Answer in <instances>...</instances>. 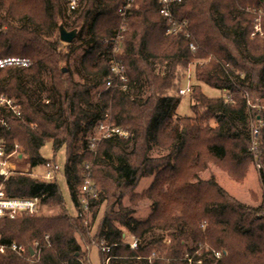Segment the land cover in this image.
I'll return each mask as SVG.
<instances>
[{
	"label": "trees",
	"instance_id": "1",
	"mask_svg": "<svg viewBox=\"0 0 264 264\" xmlns=\"http://www.w3.org/2000/svg\"><path fill=\"white\" fill-rule=\"evenodd\" d=\"M158 1L134 0L131 8L124 11L125 0H83L82 10L73 14L75 19L68 25L67 0H0V58L15 56L32 62L29 68L0 69V96L13 100L21 111V117L17 118L0 104V118L9 123V129H0V137L8 154L14 151L15 142L21 145L29 167L26 174L10 171L4 181L5 192L11 199L36 198L39 208L59 210L50 217L37 213L0 219V246L5 247V252H0V264L89 262L78 241L89 244L91 237L90 228L81 218L83 165L89 157L93 179L102 187L100 193L98 190L86 194L92 220L95 222L104 203L115 200L93 237L110 247L111 264H137L139 256L149 257L152 253L158 258L141 264H169L166 258L176 261L175 247L189 236L183 221L188 228H194V233L213 243L227 236L225 229L264 241V206L247 207L231 198L214 177L203 182L198 176L210 161L231 159L241 166L247 161L245 158L254 155L252 134L243 128L249 118L257 120V124L264 123V111H258L259 101H264V91L260 90L264 87V17L263 36L252 38L249 29L256 14L247 10H264V0H182L175 4L174 16L187 21L191 41L198 44L195 52L183 34L168 33ZM61 27L78 31V40L88 31L86 52L81 58L82 82L74 80L69 67L72 45L67 44L70 51L65 53L61 50L63 42H51L43 36ZM118 37L122 41L116 43ZM105 40L109 43L105 44ZM195 59H210L209 63L195 66L196 82L220 90L223 96L210 98L200 86H193L190 99L194 115L181 117L177 110L182 97L168 93L177 87L176 71L185 69ZM114 60L127 72L126 89L116 80L119 87L102 95V104L97 108L92 90L106 84ZM45 74L51 80L49 89L42 82ZM31 81L46 93V103L34 102L28 88ZM142 84L148 88L145 99L132 93ZM176 90L179 94V88ZM108 113L115 118L116 126L127 128L130 138L102 141L97 156L88 151L85 138ZM258 134L264 189V128ZM81 141L83 151L79 152ZM47 143L52 144L54 155L65 149L64 177L74 215L67 208L56 180L46 181L33 173L46 163L41 150ZM152 144L169 154L161 160H150ZM144 175L156 176L152 191L158 214L165 217L172 213L178 222V231L171 234L170 249L163 239L142 241L152 228L141 231L130 217L131 211L118 203L125 192L138 186ZM116 205L118 212L114 211ZM117 224L137 234L143 242L136 251L124 245V232ZM203 224L205 233L201 230ZM46 236L50 237V244ZM36 241L38 253L32 257L29 248ZM222 243L227 247L222 256L227 259L225 264H264V252L256 245L239 247L228 241ZM13 245L25 247L24 256L12 251ZM186 255L170 264H189ZM190 256L192 264H211L206 254Z\"/></svg>",
	"mask_w": 264,
	"mask_h": 264
},
{
	"label": "rangeland",
	"instance_id": "2",
	"mask_svg": "<svg viewBox=\"0 0 264 264\" xmlns=\"http://www.w3.org/2000/svg\"><path fill=\"white\" fill-rule=\"evenodd\" d=\"M74 19H75V16L67 12L66 23L70 25L72 24ZM66 30L72 31V29H66ZM76 32H77L76 37L74 41L71 43L72 45L71 48L73 49V51L69 57V67L71 71L73 72L74 80L77 82H82L81 77H83L84 71L81 69V58L86 52V48H87L86 41L89 39V36L87 33L88 31H85L81 37V40H78L77 38L78 31ZM43 36L46 39H48V41H51V42L60 40V29L53 31L51 33H43ZM118 38L119 39L116 40V43L119 42L120 40L122 41L121 37H118ZM104 43L108 44L109 41L105 40ZM66 46L67 44L65 43H63V46H61V50L65 53L70 51L66 49L67 48ZM195 46L197 50L198 44ZM195 51H192V52H195ZM192 62L193 63H190L185 69L181 68L178 71H176L177 72L176 73L177 75L176 83H178L176 88L177 89L179 88V94H177L176 88L173 90H170L168 94L171 96H181L180 90L182 88H187L188 84H190L191 91H192L193 86H200L202 88L203 93L207 97L217 98V97L223 96V92H221L220 90L213 89L199 82L197 83L195 80V76H194L195 66L197 64H204L207 62L209 63L210 59H208L207 61L201 60V59H195ZM62 66L65 67V64L63 63ZM42 82H43V85L47 89L50 88L51 80L48 74L44 75ZM28 88H30L34 102H38L41 104L47 102L48 97L46 93L39 90L36 83L31 81L30 83H28ZM260 90L264 91V87L261 86ZM107 91H109V88H107L106 85H100L92 90V93H91L92 100L94 104L97 105V108L100 107L99 104H102L101 103L102 95H104ZM132 93L135 96L137 95V98L139 99H145L148 96V88L145 84H142L140 87L134 89ZM190 94L191 92L188 93L186 96H181L182 100L177 110L178 115L181 117H192L194 115L191 110ZM51 100L55 101V99H50V102ZM259 104L260 105H258V108H259L258 111L260 110L264 111V101L260 100ZM256 121L257 120H255L254 118L253 119L249 118L248 123L246 124V127L243 128L245 132H247V134H250V132L252 134V139L255 143L254 145L255 149L253 148V152H254L253 154L255 156L253 155L252 158H249V157L245 158L247 161L241 166L235 164L234 161L231 159L226 160V162L210 161L207 164V168L198 173L199 179L203 182H207L212 177H214L217 183L219 184V186L231 198L253 209H257L258 207L264 206V189L262 187L261 179H260L261 168H263V159H262L263 157H261L262 156L261 152L257 150L259 148L257 145L259 134L258 135L256 134L258 131H260V129L264 128V123L257 124ZM211 125L215 126L214 121L211 122ZM126 131H128L127 128H126ZM129 138H130V132H129V136L127 139ZM85 139L87 140V137ZM83 143L84 142L81 141L79 144V147H80L79 152L83 151V147H82ZM100 144L101 142L98 144L95 151H91V150H88V151L99 156L98 148ZM127 149L130 150L131 145L128 146ZM15 151L17 152L16 153L17 157L14 159L12 158L11 170L16 173L18 172L24 173V174L28 173L29 167L26 166V163H25V155L23 154V148L18 142H15L14 144L13 152ZM168 154H169V151L164 150L163 148L159 147L156 144H152L150 152L148 153V157L150 160H161L163 157H165ZM41 155L46 161H54L56 164L60 166L61 172L59 175H57L55 180L67 204V208L72 213V215H74L75 211L72 209V202L70 199V195H69L68 188L66 185V180L64 177V167L66 164L65 149H62L60 152L54 155L52 151V144L47 143L42 148ZM90 161H91V157L87 158V160L85 161L83 165L84 172H85L84 174L85 180L83 184L85 183V181L90 179L89 181L93 184L94 190L96 192H98L99 190V193H100V191H102V187L101 185L98 186L96 180L93 179L94 173H92L91 171L92 168L90 165ZM34 170L35 171H33V173H36L38 175H41L42 172H44V170L42 169V166L37 167ZM155 180H156L155 175H144L140 179L138 186L131 191L125 192L118 203H121V205L124 208H127L131 211L130 217L133 218L139 224V228L141 231L145 229L149 230L152 228L147 234L144 235V237L141 239L142 241L163 239L167 246L166 248L170 249L171 248L170 246L173 245L171 234H176V232L178 231L176 227L178 222L176 220V217H173L172 213L165 217H162L158 214L157 206L155 204L156 198L152 191V185H153V182H155ZM82 199L88 202L86 198V194H83ZM113 202H115V200H113L112 202H108V203L106 202L100 207L98 211V216L95 222L92 220V217H93L92 211H90L89 209L88 211L85 210L84 216L81 217L84 220V223L86 224V226H88L91 231L90 232L91 237L89 240V244L88 243L85 244L84 242H81L80 239L78 240L79 244L82 247V250L84 252H87V257H88L89 262H85V264H102V260H104L105 258L104 254L100 250V248L103 245H106L105 242H101L102 240L99 242L97 239H94L93 237L96 235L100 222L105 217L106 213L109 210V207L112 205ZM114 211L116 212L119 211V205H116L114 207ZM176 212H173V213H176ZM37 213H36L37 215L40 214L42 216L50 217V216L57 215L59 213V210L54 207L44 206V207H40ZM262 215H264V213ZM257 222L258 221H255V224H257ZM186 224L187 223L183 221L184 228L187 229L189 236L186 237V239H183L181 243H179L178 246L175 247L174 256L176 258V261L179 260V257L182 258L183 255H186L185 254L186 252H189L185 256L187 257L189 264H192V260H191L192 257L190 256L191 254L192 256H196V255L202 256L203 254H206V258L210 261L211 264H220L221 260H222V264H225V262H227V259L222 256L226 254L227 247L224 248L222 241H228L231 245L239 246V247L254 244L257 246V249L264 252V241H257V240H253L248 237L242 236L241 234H236L234 233L232 229H228V230L225 229L224 233H226L227 236L223 235L221 242L213 243V241L207 239V237L197 234L196 232L194 233L193 232L194 228L192 230L188 228ZM117 226L120 230H122V232H124V245H129L130 243H134L135 241H137V248L136 249L130 248V250L136 251L141 245V243H143L137 237L138 235L129 233L125 227L119 224H117ZM201 230L203 233H205V230H206L205 224L201 225ZM46 240H47V243L50 244L49 236H48V239L46 237ZM30 248H33V246H31ZM157 258L158 257L156 256L155 253H152L149 257L139 256L137 258V264H141V262L144 260H147L150 263ZM166 261L169 264L173 262L177 263L175 260L167 259V258H166ZM109 264H111V261L109 262Z\"/></svg>",
	"mask_w": 264,
	"mask_h": 264
},
{
	"label": "built area",
	"instance_id": "3",
	"mask_svg": "<svg viewBox=\"0 0 264 264\" xmlns=\"http://www.w3.org/2000/svg\"><path fill=\"white\" fill-rule=\"evenodd\" d=\"M134 0H125L126 5L123 7L124 11H128ZM160 4V14L167 20L168 25V33L171 34H183V36L190 40L189 46L192 51L196 50V46L194 42L191 41L192 36L190 32L187 30V21L178 20L174 14L172 7L175 4H179L182 0H159ZM83 0H67L66 7L67 12L69 14H75L82 10ZM247 11L256 14L254 25L249 29V34L252 38L257 36H263V31L261 27V19L264 17L263 9H248ZM121 14L125 16L121 9ZM124 30V26L121 28ZM119 38L115 39L118 40ZM118 46V44H117ZM119 51V48H116V52ZM32 62L30 59L20 58L15 56L0 58V69H5L8 67H17V68H29ZM115 79V81L113 80ZM116 80L119 83H122L121 86L125 90L126 83L128 81V76L125 68L121 66L117 61L112 62L110 76L106 82V87L111 89L114 87H119L116 85ZM191 92V86L188 84L187 88H182L180 90L181 96H186ZM0 104L3 105L6 109L13 112L14 116L17 118L21 117V111L19 106L13 101L9 100L3 96H0ZM114 117H112L109 113L104 116V118L98 121L94 127V131L89 135L87 139V147L88 150L95 151L98 144L107 139H121L126 140L129 136V132L126 129L118 127L114 124ZM6 128L9 129V123L0 118V129ZM257 134V133H256ZM17 147V146H16ZM16 151L10 154L6 151V143L2 137H0V219L9 216L11 219H14L16 216L20 214H26L33 216L37 213L39 209V200L38 199H11L6 195L4 188V181H6L10 171H11V162L12 158H16ZM42 169L44 172L40 175V177L46 181H54L57 175L60 174L61 168L54 161H46L42 165ZM90 180V179H89ZM85 181L81 188L82 194H92L95 192L93 184L89 181ZM85 198V197H84ZM81 204L84 206L83 216L85 210L88 211V202L84 199L81 200ZM48 239V236H46ZM129 247L132 249L137 248V241L134 243H130ZM39 242H35L33 248H30L29 251L32 253V257H35L38 253ZM101 252L104 254V260H102V264H109L110 257V247L103 245L100 248ZM12 251L19 255H24L26 253V249L21 246L13 245ZM33 251V252H32ZM0 252H5V247L0 246ZM219 257V256H218Z\"/></svg>",
	"mask_w": 264,
	"mask_h": 264
},
{
	"label": "water",
	"instance_id": "4",
	"mask_svg": "<svg viewBox=\"0 0 264 264\" xmlns=\"http://www.w3.org/2000/svg\"><path fill=\"white\" fill-rule=\"evenodd\" d=\"M76 34V31H67L64 27L60 28V40L65 44H71L74 41Z\"/></svg>",
	"mask_w": 264,
	"mask_h": 264
}]
</instances>
